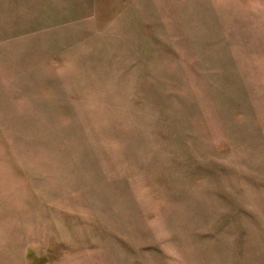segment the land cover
Returning <instances> with one entry per match:
<instances>
[{
  "label": "rangeland",
  "instance_id": "374dc122",
  "mask_svg": "<svg viewBox=\"0 0 264 264\" xmlns=\"http://www.w3.org/2000/svg\"><path fill=\"white\" fill-rule=\"evenodd\" d=\"M0 264H264V0H0Z\"/></svg>",
  "mask_w": 264,
  "mask_h": 264
}]
</instances>
